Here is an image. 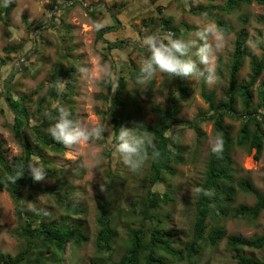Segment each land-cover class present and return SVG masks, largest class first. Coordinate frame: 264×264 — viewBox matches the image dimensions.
<instances>
[{
    "label": "rangeland",
    "instance_id": "1",
    "mask_svg": "<svg viewBox=\"0 0 264 264\" xmlns=\"http://www.w3.org/2000/svg\"><path fill=\"white\" fill-rule=\"evenodd\" d=\"M15 7L7 16L0 18V149L7 160L18 156L22 151V138L16 135L14 114L10 110L6 97L2 95L3 84L7 81L9 94L24 100L28 111L27 122L32 125L26 130L33 145L40 155H33L32 162L41 164L46 170V176L34 190L23 189L21 200L25 208L38 223H56L61 225L80 226L88 240L80 245H66L62 257L63 264H112L125 252L129 246V230L141 228L146 231L148 238L150 227L162 224L172 233L173 245L177 250H184V244L191 237V227L195 214V200L200 184L205 176L208 151L218 136L213 132L212 121H201L196 131L187 125H174L168 133L184 148L185 163L176 166V174H164V180L159 184L150 185L149 158L144 166L137 171H130L118 156L114 155L115 140L109 122V106L112 98L117 95L126 103V110L136 114L138 120H132L128 128H136L139 124L154 123L158 115L151 110L153 105L167 108V96L178 97L173 84V78L166 74L157 73L153 86L138 85L137 77L131 76V69L139 68L145 57V49L141 40L153 32L167 33L163 28V19L171 21L181 31L180 37H189L197 30V25L204 22H214L213 17L220 15L230 22L234 31L226 34L228 46L217 55V82L207 85L206 90L214 92L215 100L222 99L227 87L231 54L236 35L242 29L245 46L257 56L264 51V25L256 21L259 15L264 16V5L251 3L241 5L229 14L218 10L224 0H74V5H64L70 0H10ZM64 5V6H63ZM88 5L93 14L86 12ZM2 5L0 4V10ZM52 16L45 27L31 31L26 27L24 18L32 23L43 26ZM194 10L197 13H193ZM240 16H246L243 22ZM118 20L115 31L104 33L98 37L99 30ZM102 24L97 29L95 26ZM109 42H119L118 47H111ZM21 46L15 52L7 54L6 46ZM26 55V57H24ZM74 63L78 67L75 94L71 102L61 101L72 118L91 127L97 121L106 119L110 132L88 144H82L72 149L65 148L62 154H54L45 147H39L38 131L47 133L51 122L41 123L42 113L52 108L56 101H50L36 110L39 96H48L51 83L49 74L58 63ZM107 65L122 78L124 86L121 92L112 90L110 83L103 80H93L91 74L98 66ZM250 74L248 58L244 57L242 68L238 74V82L243 83ZM203 79L191 80L184 78L190 92L187 98H179V116L193 120L209 112L208 104L200 95V85ZM264 83V70L256 84ZM256 94V93H255ZM133 100L141 108L138 109ZM256 100V95L255 99ZM106 112V113H105ZM108 112V113H107ZM26 123V122H25ZM241 120L225 118V124L233 135L237 132ZM40 126V127H39ZM39 127V128H38ZM24 128V126L22 127ZM264 129V127H263ZM243 149L234 147L233 176L248 177L258 191L264 193V143L260 158L253 157ZM78 153V155H77ZM98 153V156L92 154ZM59 188V189H57ZM155 191L159 196L164 193L171 195V200L160 202L158 206L144 218L141 209L147 196ZM56 194L65 196L64 202L56 199ZM103 202L112 218L114 239L109 250H96L95 238L98 231L96 217ZM255 202L252 195L237 192L230 206L239 204L251 205ZM68 203L77 204L81 210L74 213L66 206ZM228 209V207H227ZM161 221L158 223V221ZM208 224L223 225L226 236L238 234L249 237L264 232V210L254 220L230 218L228 215L216 217L211 214ZM20 222L16 216V204L9 192H0V254H16L25 241L16 234ZM226 237L216 248L199 243L201 252L194 258L195 264H238L232 257L233 250L225 245ZM36 251L49 256L52 250L47 246ZM33 252V253H34ZM243 254L262 259V249L243 247ZM161 256L167 264H188L186 261L174 260L165 252Z\"/></svg>",
    "mask_w": 264,
    "mask_h": 264
},
{
    "label": "trees",
    "instance_id": "2",
    "mask_svg": "<svg viewBox=\"0 0 264 264\" xmlns=\"http://www.w3.org/2000/svg\"><path fill=\"white\" fill-rule=\"evenodd\" d=\"M76 2H73L70 6ZM251 3L264 5V0H224L222 5L218 6V10L222 14H229L240 8L241 5H249ZM0 4L2 5L0 18L7 16L15 7L14 2L10 0H0ZM85 9L88 14H93L88 5L85 6ZM190 11L197 13L194 10ZM240 19L243 22L247 21L246 16H240ZM213 20L225 35L234 31L230 22L222 16L215 15ZM256 21L264 25V16H257ZM24 22L31 31L37 29L39 25L25 18ZM118 23V20L114 18L113 24L99 30L98 37L102 38L104 33L115 31ZM162 23L163 27H165L163 29L173 33L176 37L181 36L180 29L177 26H173L170 20L163 19ZM246 34V30L242 29L236 35L228 72V84L224 90L223 98L216 101L214 92L206 90V84L203 80L201 82L200 95L208 104L209 112L207 114L200 115L198 119L193 120H187L179 116L178 97L187 98L190 96V92L184 79L174 77L173 84H176L175 90L178 93V97L169 94L167 96L166 109L153 105L151 110L158 115L156 121L152 124L142 123L138 127L139 132L147 131L153 136L155 149L159 153V155L153 156V149H147L150 163V185L152 186L162 182L164 174L174 176L176 174V166L184 164L186 161L184 148L176 140H172L173 138L168 133L172 126L187 125L201 136V132L198 129L199 122L212 121L213 132L223 141L220 153H213L211 151L212 146L208 151L205 176L195 200L191 237L185 242L184 250H177L174 247L172 233L165 229L162 224H155L150 227L147 239L145 230L131 228L129 230V246L119 259L112 264H167L161 256L162 251L174 260L195 264L194 258L200 254L202 249L200 241L204 242L205 245L216 248L218 243L225 237V245L234 251L232 257L238 264H264V256L262 259H257L240 252L243 247L262 249L264 247V232L249 237L238 234L226 236V230L223 225L208 224L211 214L216 217L228 215L230 218L254 220L264 210V193L258 191L248 177L235 178L232 170V152L235 146L243 149L248 154L254 149L253 157L258 160L264 143V83L256 84L264 70V51L260 56H257L252 50L248 49L244 40ZM109 43L113 48L119 45V42ZM20 48L21 46L16 44L14 46H6L3 50L9 54ZM244 57L248 58L250 74L245 82L239 83L238 74L242 68ZM77 75L78 67L74 63H58L49 74L48 80L51 86L48 96L38 97L36 110L41 112V108L50 101L70 103L71 97L75 94ZM131 76L138 77L139 68L131 69ZM6 83L7 81L3 84L2 95L6 97L7 104L14 114L13 127L15 133L20 138L23 137L24 141H22L21 154L14 156L11 160H7L0 149V192L6 189L16 204V216L20 222V228L16 231V234L24 239L25 244L14 255L10 253L0 254V264H63L62 257L65 253L66 245L68 243L72 246L83 244L88 240V237L80 226L73 227L56 223H38L34 225L35 220L25 208L20 193L24 188L29 190L37 188V185L33 183V179L28 174L27 167L33 163L32 156L40 154L26 132L28 128L32 127L27 122L30 116L28 108L23 99L9 94ZM61 83L64 84V91L58 94L57 87ZM118 84L116 91L121 92L124 86L122 78L118 79ZM109 86H112V84H109ZM152 86L153 81H150V87ZM255 95L256 100H254ZM133 104L138 109L141 108V105L136 100H133ZM55 115L56 112L53 108H47V111L42 113V125L40 126L48 123V121L52 123L53 121L50 117ZM107 115L114 131L121 126H128L132 120H138L136 114H131L126 110V103L117 95L112 98ZM225 118L241 120L235 135L226 126ZM23 126L24 128H22ZM37 141L39 147H45L56 155L62 154L66 148L64 145L54 141L47 133L39 131ZM26 177L27 181L24 184ZM237 192L252 195L255 202L251 205L239 204L233 207L230 206L234 202ZM171 198L168 193L159 196L155 191H151L145 200L144 208L141 209V214L144 218H148V213L154 210L160 202L166 203ZM56 199L63 203L65 196L56 194ZM66 206L74 213H79L81 210L75 203H68ZM96 220L98 225L95 238L96 250H109L114 239V230L112 228V218L107 209V202L101 204ZM160 222L159 220L158 223ZM46 246L52 250L49 256H44L45 254L42 251L34 252L35 248L40 250ZM94 264L99 263L95 261Z\"/></svg>",
    "mask_w": 264,
    "mask_h": 264
},
{
    "label": "clouds",
    "instance_id": "3",
    "mask_svg": "<svg viewBox=\"0 0 264 264\" xmlns=\"http://www.w3.org/2000/svg\"><path fill=\"white\" fill-rule=\"evenodd\" d=\"M95 27L99 29L103 25L98 24ZM140 43L146 53L140 63L139 76L136 79V83L141 86L152 81L157 73L166 74L169 78L203 79L205 84L215 85L217 55L228 46L225 33L211 21L198 24L197 30L187 38L176 37L171 32L163 34L153 32L145 35ZM91 78L112 84L113 91L119 85L117 73L107 65L98 66L91 74ZM63 91L64 84L61 83L57 87V92L59 94ZM52 108L56 115L50 117L53 122L47 128V134L66 148L72 149L99 140L104 133L111 131L106 119L97 121L89 127L73 119L71 112L59 102L54 103ZM111 134L115 140L114 155L118 156L130 171L135 172L145 165L148 148L153 149V156L159 155L153 143V136L147 131L139 132L136 128L121 126L118 130L111 131ZM222 145V139L217 138L211 151L220 153ZM27 171L34 181H40L46 176L45 168L37 162L28 165Z\"/></svg>",
    "mask_w": 264,
    "mask_h": 264
},
{
    "label": "water",
    "instance_id": "4",
    "mask_svg": "<svg viewBox=\"0 0 264 264\" xmlns=\"http://www.w3.org/2000/svg\"><path fill=\"white\" fill-rule=\"evenodd\" d=\"M73 1H74V0H70L69 2H66L64 5L71 4ZM64 5H63V6H64ZM54 9H55V8H53V9L51 10L48 21H47L43 26L38 27V28L36 29V31H37L38 29L42 28V27H45V26L48 24V22H49V20H50V18H51V16H52V13H53V10H54ZM24 57H26V55H25ZM22 141H24V140H23V137H22ZM26 181H27V177H26V180H25L24 184L26 183ZM24 184H23V185H24Z\"/></svg>",
    "mask_w": 264,
    "mask_h": 264
}]
</instances>
